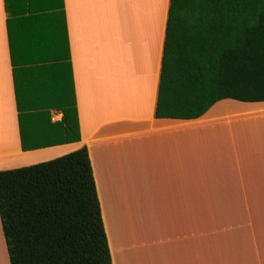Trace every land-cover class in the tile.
<instances>
[{
	"label": "crops",
	"instance_id": "crops-1",
	"mask_svg": "<svg viewBox=\"0 0 264 264\" xmlns=\"http://www.w3.org/2000/svg\"><path fill=\"white\" fill-rule=\"evenodd\" d=\"M170 2L0 0V170L85 145L113 264H264V100L157 117Z\"/></svg>",
	"mask_w": 264,
	"mask_h": 264
},
{
	"label": "trees",
	"instance_id": "trees-1",
	"mask_svg": "<svg viewBox=\"0 0 264 264\" xmlns=\"http://www.w3.org/2000/svg\"><path fill=\"white\" fill-rule=\"evenodd\" d=\"M225 98L264 100V0H171L157 117L199 118ZM63 111L79 139L74 97ZM0 218L10 264H113L85 145L0 170Z\"/></svg>",
	"mask_w": 264,
	"mask_h": 264
},
{
	"label": "rangeland",
	"instance_id": "rangeland-1",
	"mask_svg": "<svg viewBox=\"0 0 264 264\" xmlns=\"http://www.w3.org/2000/svg\"><path fill=\"white\" fill-rule=\"evenodd\" d=\"M258 219H259V220H262V221L264 222V207L259 208V210H258ZM4 238H5V237H4ZM4 241H5V239H4ZM261 245H262V244H260V246H261ZM0 247H1V249H2V244L0 245ZM219 248H220L219 245H215V244L212 245L213 258L218 256ZM261 251H262V250H261ZM3 253H4V252H3ZM7 253H8V251H7ZM8 255H9V254H8Z\"/></svg>",
	"mask_w": 264,
	"mask_h": 264
}]
</instances>
